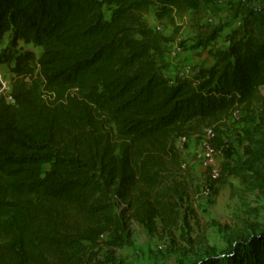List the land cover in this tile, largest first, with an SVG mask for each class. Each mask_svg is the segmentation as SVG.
<instances>
[{
  "label": "trees",
  "instance_id": "16d2710c",
  "mask_svg": "<svg viewBox=\"0 0 264 264\" xmlns=\"http://www.w3.org/2000/svg\"><path fill=\"white\" fill-rule=\"evenodd\" d=\"M216 4L0 0V44L10 36L0 65L13 74V103L0 95V264H80L87 244L108 232L118 245L120 202L153 230L168 217L164 202L182 197L176 141L211 129L208 145L230 159L221 128L236 112L247 158L222 173L249 176L264 157L251 114L264 86V11L238 1L228 48L210 67L175 78L160 62L169 39L145 18L152 9L173 24L175 14L217 13ZM19 42L42 51L14 54ZM193 264H264V233Z\"/></svg>",
  "mask_w": 264,
  "mask_h": 264
},
{
  "label": "rangeland",
  "instance_id": "374dc122",
  "mask_svg": "<svg viewBox=\"0 0 264 264\" xmlns=\"http://www.w3.org/2000/svg\"><path fill=\"white\" fill-rule=\"evenodd\" d=\"M238 1L216 0L218 12L213 14H175L173 24L158 21L152 9L145 14L148 25L169 39L160 61L167 77L192 76L214 63L215 54L228 48V37L238 26L239 20L233 16ZM245 1L264 11V0ZM214 31L218 35L209 40ZM9 41L10 36L6 35L0 53L9 46ZM41 51L40 47L22 42L11 50L14 54L30 52L34 58ZM30 64L34 66V62ZM0 76L3 81L11 80L9 65H0ZM258 98L260 102L253 105L250 113L259 118L264 152V86L259 88ZM243 116L236 112L221 128L224 142L231 147L230 159L214 153L211 163L206 160L205 147L209 144L203 133L206 128L177 140L183 169L176 182L180 184L182 197L173 195L164 202L163 213L168 217L164 221L156 218L150 231L130 216L125 211L126 205L120 202L117 212L123 217L125 228L122 241L117 245L119 238L112 232L100 236L96 244H87L80 264H193L208 256L228 253L236 241L263 234L264 157L248 170L250 178L222 173L224 165L232 167L237 160L243 162L247 158ZM213 171L218 173L216 178L212 177ZM256 176L261 186L253 184Z\"/></svg>",
  "mask_w": 264,
  "mask_h": 264
},
{
  "label": "built area",
  "instance_id": "2783aa9c",
  "mask_svg": "<svg viewBox=\"0 0 264 264\" xmlns=\"http://www.w3.org/2000/svg\"><path fill=\"white\" fill-rule=\"evenodd\" d=\"M6 89V90H5ZM4 92V93H3ZM0 95L4 96L5 101L9 104L13 103V99L11 96V85H10V80L3 81L1 76H0ZM205 138L210 139L213 137V133L211 129H204L203 131ZM213 150L209 145L205 147V158L207 161L210 163L213 161V156H214ZM218 176V173L213 171V178H216Z\"/></svg>",
  "mask_w": 264,
  "mask_h": 264
}]
</instances>
